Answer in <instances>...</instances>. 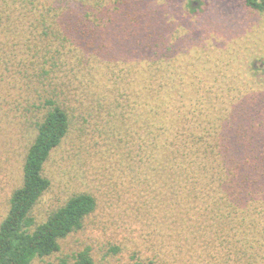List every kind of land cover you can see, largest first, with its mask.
Wrapping results in <instances>:
<instances>
[{
	"label": "trees",
	"instance_id": "16d2710c",
	"mask_svg": "<svg viewBox=\"0 0 264 264\" xmlns=\"http://www.w3.org/2000/svg\"><path fill=\"white\" fill-rule=\"evenodd\" d=\"M183 2L0 0V123L35 125L0 222V264L53 255L96 210L78 192L34 215L52 185L46 165L73 131L108 144L177 254L264 264V69L209 41ZM241 2L264 13V0ZM73 258L94 264L90 246Z\"/></svg>",
	"mask_w": 264,
	"mask_h": 264
},
{
	"label": "rangeland",
	"instance_id": "374dc122",
	"mask_svg": "<svg viewBox=\"0 0 264 264\" xmlns=\"http://www.w3.org/2000/svg\"><path fill=\"white\" fill-rule=\"evenodd\" d=\"M192 1L199 12L189 19L191 25L204 21L209 41L219 42L218 48L231 47L237 55H254L251 64L254 62L263 71L264 13L244 10L241 0ZM203 14L207 17L201 19ZM200 43L206 53L214 49L206 38ZM17 119L12 117L11 125L0 123V222L8 211L13 190L22 183L25 155L35 135V125L17 123ZM108 147L102 142L101 147L91 148L73 131L53 152L46 165L52 185L34 208L37 220H45L49 212L78 192L92 193L97 208L87 218L85 228L63 241L58 252L37 258L32 264H59L67 256L73 264V256L86 246L91 247L94 264L228 263H218L211 256L189 259L177 254L173 236L159 229L157 216L151 214L149 219L138 209L147 201V195L142 197L140 188L131 184L128 173L119 169Z\"/></svg>",
	"mask_w": 264,
	"mask_h": 264
}]
</instances>
